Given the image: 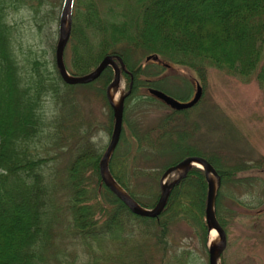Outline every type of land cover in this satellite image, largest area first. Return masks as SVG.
<instances>
[{
	"label": "trees",
	"instance_id": "1",
	"mask_svg": "<svg viewBox=\"0 0 264 264\" xmlns=\"http://www.w3.org/2000/svg\"><path fill=\"white\" fill-rule=\"evenodd\" d=\"M61 4L62 0H0V264H192L190 252L175 247L169 233L186 221L197 229L205 248L202 169L193 166L186 172L158 216L133 214L100 179L103 152L89 140L95 127L72 118L78 112L74 90L87 87L108 109L104 131L110 134L113 119L105 88L112 69L106 67L88 84L68 85L54 60L48 67L44 59L20 58L10 18L26 11L40 34L58 21ZM67 46L65 65L73 75L89 72L106 54L119 56L130 73L123 74L125 90L131 87L108 168L136 202L152 207L162 172L188 155L206 159L219 177L215 215L226 233L231 219L239 216L224 210L231 185L245 190L251 201L264 196V157L229 159L192 143L198 124L196 118L187 119V112L169 110L155 126L146 125L148 105L165 107L146 89L164 92L163 81L155 78L167 67L142 62L156 54L170 67L191 69L202 84L208 68H217L264 87V0H74ZM202 98L203 94L194 106ZM63 134L67 138H61ZM70 138L75 152L65 169L63 194L55 196L56 189L42 174L53 157H39V152ZM252 192L258 194L251 196ZM257 214H264V207ZM226 263L221 255L219 264Z\"/></svg>",
	"mask_w": 264,
	"mask_h": 264
},
{
	"label": "rangeland",
	"instance_id": "2",
	"mask_svg": "<svg viewBox=\"0 0 264 264\" xmlns=\"http://www.w3.org/2000/svg\"><path fill=\"white\" fill-rule=\"evenodd\" d=\"M10 20L15 27V40L21 47L20 58L30 57L41 62L44 59L48 67L53 66L57 22L55 21L39 34L32 26L28 13L24 10L16 12ZM65 51L64 60L68 64V46ZM195 77L191 69L170 67L164 69L155 79L159 78L163 81L165 93L184 102L191 97L194 91ZM204 80L201 103L177 111L179 115L187 112L188 120L196 118L198 129L194 132L195 139L191 142L216 152L220 151L229 159L237 156L249 160L264 157V87H260L254 80L244 82L217 68H208ZM200 83L202 82L200 81ZM86 88L78 87L74 90L76 91L74 96L78 112L72 115V118L73 121L86 120L95 127L92 138L89 140L103 152L109 141V134L104 131L108 109L101 106ZM124 89L125 79H122L115 90L118 96L117 101ZM54 109L53 107L52 111ZM163 113H169V110L159 107V105L156 106V103L148 105L144 111L146 125L155 126V121L162 117ZM57 114H59L58 111ZM138 117L139 115L136 116L137 119ZM183 123L188 124L187 121ZM62 137L63 139L67 138L65 134L61 135ZM56 142L57 145L50 143L45 149L40 150L39 157H53L48 161V165L43 167L42 174L45 177V182L50 183V186L52 185L56 189L55 196H61L65 169L75 149L71 147V144L74 145L71 138L60 139ZM176 174V172L170 173L167 180L176 177ZM142 188L143 185L138 187V189ZM230 190L232 195L227 202L223 203L224 210L227 208L239 216L231 219V229L227 233L226 246L222 256L226 258V264H264V214L257 216L258 208L264 207V196L252 192L251 196L258 194L260 197L258 201H251L245 196V190L232 185ZM236 199L246 202V206L239 205L235 202ZM169 235L175 247L181 246L190 252L192 264H207L206 245L209 243V232L206 235L204 249L200 243L197 229L186 221H180L177 226H173ZM218 241L217 236L214 243Z\"/></svg>",
	"mask_w": 264,
	"mask_h": 264
},
{
	"label": "water",
	"instance_id": "3",
	"mask_svg": "<svg viewBox=\"0 0 264 264\" xmlns=\"http://www.w3.org/2000/svg\"><path fill=\"white\" fill-rule=\"evenodd\" d=\"M72 6L73 0H63L58 20L54 62L61 79L66 84L70 85L86 84L95 80L100 75L102 70L108 66L112 67L114 72L112 81L106 87V97L112 110L113 125L108 144L99 162V175L102 183L108 188L111 193H113L119 200H121V202H123L133 214L142 217H156L165 207L171 189L177 183H179V181L185 176L186 172L192 165H198L204 172L207 184L206 203L204 211L205 223L208 230L214 229L219 237L218 243H211L208 246V264H217L218 259L226 246V234L223 228L218 223L214 214V201L219 178L214 168L204 158L197 155L186 156L176 164L168 167L160 176L159 197L154 206H152L151 208H146L138 204L122 188H120V186L117 185L116 181L110 174L108 169V162L119 141L123 119L124 99L129 94L130 88L126 92H124L117 103H114L112 101L109 91L111 88H116L118 86L120 82V71L124 70V67L118 57L116 58L118 59L119 65L115 61V57L111 55L104 56L93 70L84 75L76 76L68 73L63 61V51L70 35ZM147 60H153L162 63L156 55L146 56L145 61ZM148 91L154 98L158 99L173 110H182L192 107L200 100L202 95V87L198 82H196L192 97L184 102L178 101L158 89L150 88ZM174 171L179 172L177 178H175L171 182L165 181L166 177Z\"/></svg>",
	"mask_w": 264,
	"mask_h": 264
},
{
	"label": "bare ground",
	"instance_id": "4",
	"mask_svg": "<svg viewBox=\"0 0 264 264\" xmlns=\"http://www.w3.org/2000/svg\"><path fill=\"white\" fill-rule=\"evenodd\" d=\"M115 90H116V88H112L110 90V96H111L112 101L114 103L117 101V98H118V96L116 94L117 92H115ZM216 239H217V233H216V231L215 230H210L209 231V243L215 242Z\"/></svg>",
	"mask_w": 264,
	"mask_h": 264
}]
</instances>
